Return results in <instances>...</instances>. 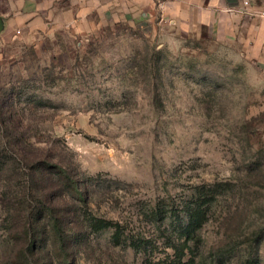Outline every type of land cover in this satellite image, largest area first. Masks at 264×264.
<instances>
[{
	"label": "rangeland",
	"instance_id": "374dc122",
	"mask_svg": "<svg viewBox=\"0 0 264 264\" xmlns=\"http://www.w3.org/2000/svg\"><path fill=\"white\" fill-rule=\"evenodd\" d=\"M189 6L204 7L190 28ZM263 11L0 0V113L29 158L69 174L54 188L0 162V264H264ZM56 197L75 224L56 209L62 235L39 226L33 251L28 211Z\"/></svg>",
	"mask_w": 264,
	"mask_h": 264
},
{
	"label": "trees",
	"instance_id": "16d2710c",
	"mask_svg": "<svg viewBox=\"0 0 264 264\" xmlns=\"http://www.w3.org/2000/svg\"><path fill=\"white\" fill-rule=\"evenodd\" d=\"M16 126H21L20 122H15L14 119L4 117L2 113H0V129L3 132H6L5 135L3 133L0 135V162L5 163L6 165L9 163H12L14 160L15 162H18L20 164L25 165L29 172V179L30 181H35L42 179L45 182H52L54 188H57L59 185H62V187L65 186V177L69 178V174L62 168L58 167L59 165H55V167H47L46 169L44 167V163L41 161H34L32 158H29L27 156V148H30L32 145L28 142V139L24 135H16L14 134V130L16 129ZM13 129V130H12ZM14 152V153H12ZM12 155V156H11ZM11 156V157H10ZM15 156V157H14ZM24 166H21L23 168ZM45 168V169H43ZM28 176V175H27ZM29 179L27 177V183L29 182ZM54 180H56L54 182ZM69 188V190L77 191L80 187V184L76 182L69 183L66 185V188ZM65 188V187H64ZM48 193H44V196H46ZM87 196H89V191L87 190L86 193ZM86 198V197H84ZM83 198V199H84ZM41 203L37 206H32V209L28 211L27 218H29L28 224L34 225L36 224L35 231L33 235V239L31 240L32 244L30 248L33 250L35 247H40L43 243V239L40 236V228L39 226H43V228H50V230L46 231V234H49L51 231V228L55 230L56 234L58 236L62 235V219L58 218V213L56 212H63L64 214H67V227H69L71 230L72 226L75 224V217L77 216V210L74 211L73 209L66 210L64 207L62 209L60 208L59 203V197L51 198L49 200H40ZM63 203V200H62ZM64 205V204H63ZM69 206V205H65ZM31 208V206H30ZM58 209V210H56ZM67 211V212H66ZM66 232V231H65ZM22 233V231H21ZM29 233V229L27 231V234ZM26 234V236H27ZM66 234V233H65ZM82 234L78 231L76 232H68L67 235L63 237H58V242L65 246L73 241L76 242L77 239L81 238ZM34 251V250H33Z\"/></svg>",
	"mask_w": 264,
	"mask_h": 264
},
{
	"label": "crops",
	"instance_id": "0c3cea01",
	"mask_svg": "<svg viewBox=\"0 0 264 264\" xmlns=\"http://www.w3.org/2000/svg\"><path fill=\"white\" fill-rule=\"evenodd\" d=\"M196 7L197 8H204V7H201V6H193V7L192 6H189L188 14H187V18H188L187 22H189V24H188V27L189 28L190 27H194L196 23H199L200 22V15H199L200 12L199 13H196L197 12L196 11L197 10ZM262 18L263 19H262L261 22L264 25V17H262ZM41 20L42 19H40V17H38V15H36L35 18H34V21L31 22V27L32 26H35V27L37 26L39 28L40 27L39 24H40ZM75 21H77V20H75ZM81 26H82V23H80V24L77 25V29H76L77 32H80V30L82 29ZM92 27L95 28V25L93 24ZM92 27H87L88 29H86V30H88V32H89L92 29ZM262 27L264 28V26H262ZM84 33H85V31H84Z\"/></svg>",
	"mask_w": 264,
	"mask_h": 264
},
{
	"label": "built area",
	"instance_id": "2783aa9c",
	"mask_svg": "<svg viewBox=\"0 0 264 264\" xmlns=\"http://www.w3.org/2000/svg\"><path fill=\"white\" fill-rule=\"evenodd\" d=\"M262 17H264V11L263 12H261V14H260Z\"/></svg>",
	"mask_w": 264,
	"mask_h": 264
},
{
	"label": "water",
	"instance_id": "95a60500",
	"mask_svg": "<svg viewBox=\"0 0 264 264\" xmlns=\"http://www.w3.org/2000/svg\"><path fill=\"white\" fill-rule=\"evenodd\" d=\"M0 22H1V19H0ZM0 29H1V25H0Z\"/></svg>",
	"mask_w": 264,
	"mask_h": 264
}]
</instances>
